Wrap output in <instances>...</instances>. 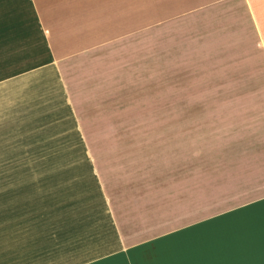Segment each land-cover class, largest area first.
Returning <instances> with one entry per match:
<instances>
[{
    "label": "crops",
    "instance_id": "1",
    "mask_svg": "<svg viewBox=\"0 0 264 264\" xmlns=\"http://www.w3.org/2000/svg\"><path fill=\"white\" fill-rule=\"evenodd\" d=\"M132 5L118 1L107 22L101 0H0L3 118L48 155L0 158V264H165L171 249L201 252L207 235L264 212V94L192 96L171 132L99 123L129 71L117 42L137 22ZM172 55L262 85L252 0H165ZM205 57L226 65L202 67Z\"/></svg>",
    "mask_w": 264,
    "mask_h": 264
},
{
    "label": "rangeland",
    "instance_id": "2",
    "mask_svg": "<svg viewBox=\"0 0 264 264\" xmlns=\"http://www.w3.org/2000/svg\"><path fill=\"white\" fill-rule=\"evenodd\" d=\"M101 1L105 3L104 15L107 22H112L115 15L119 14L115 13V9L119 8L116 6L117 2L121 1L124 5L126 0ZM131 2L137 22L133 24L132 31L125 28L121 33L117 32L121 34V39H117V43L122 42V53L118 57L123 62V67L129 68V71L122 72V86L116 88L117 92H120L115 94L117 102H106L105 110L100 111L101 126L116 125L153 132L166 130L171 132L176 131L178 126L179 106L181 105L183 111L193 105V102L191 104L180 102L193 98L192 96L264 94V76L257 78L260 82L263 80L262 85L237 86L234 83L239 78L230 72L185 69L184 63L180 64L176 60V55L165 56V0ZM252 2L264 32V0ZM110 30L112 27L107 28V31ZM129 34L132 35L128 36ZM113 42L112 39L110 45ZM126 45L130 47L132 45V54L126 53ZM225 65V62L219 63L218 60H210L207 57L202 59L201 63L202 67L210 66L212 69L217 66L224 68ZM111 89L110 94L113 95L115 88ZM10 108L8 103H0V158L48 157L44 153L40 156L42 154L40 150H31V147H36L35 145L24 142L26 137L25 131L22 130L26 128L24 126L20 128L18 120L3 118L2 112L6 110L8 114ZM19 130L22 135L17 134ZM12 133L13 135H10ZM136 137L145 138L143 141L152 137L154 142L165 139V135L162 134ZM8 138L10 140L13 138V145L7 142ZM14 138L21 139V143L14 141ZM3 144L6 145L5 148L13 146L14 151L11 149L3 151ZM1 189L2 184L0 192ZM234 228L233 231L220 232L216 239L207 235L202 241L203 245L199 246L201 252L187 254L184 249H171L165 257V264H264V212L249 213L243 223L235 225Z\"/></svg>",
    "mask_w": 264,
    "mask_h": 264
}]
</instances>
